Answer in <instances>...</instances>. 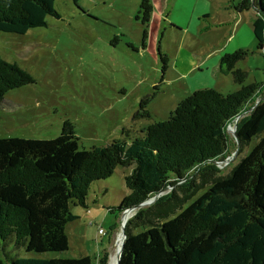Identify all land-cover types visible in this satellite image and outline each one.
<instances>
[{"label":"trees","instance_id":"1","mask_svg":"<svg viewBox=\"0 0 264 264\" xmlns=\"http://www.w3.org/2000/svg\"><path fill=\"white\" fill-rule=\"evenodd\" d=\"M55 2L0 0V31L25 34L47 26L49 16L61 18ZM141 8L148 22L150 0ZM251 8L258 13L253 19L258 48L264 49V0H242L240 10ZM249 54L239 48L220 61V71L240 89L228 94L198 89L167 120L150 123L131 141L81 148L71 122L52 139L0 137V264H94L90 255L19 257L10 249L67 251V225L80 218L71 204L88 208L95 182L111 177L118 166L132 167L125 178L130 192L108 209H136L126 224L120 264H264V135L226 174L207 166L228 156V127L247 108L253 109L237 129L239 153L264 132V97L255 105L264 96V82L245 84L248 73L237 68ZM162 59L165 70L169 59ZM35 82L32 73L0 53V120L6 94ZM156 95L141 99L135 119L151 116L148 106ZM199 168L205 172L193 175ZM207 184V191L183 207ZM169 185L174 188L168 195L141 206ZM108 257L105 253L99 264H108Z\"/></svg>","mask_w":264,"mask_h":264},{"label":"rangeland","instance_id":"2","mask_svg":"<svg viewBox=\"0 0 264 264\" xmlns=\"http://www.w3.org/2000/svg\"><path fill=\"white\" fill-rule=\"evenodd\" d=\"M142 1L56 0L61 18L49 16L47 26L25 34L0 31L1 55L36 79L6 94L0 137L52 139L60 135L65 122H71L81 148L131 141L150 123L167 120L178 103L198 89L215 88L223 94L240 89L231 75L220 71L222 56L239 48L250 51L237 64L248 73L245 84L264 82V49L258 48L253 30L258 13L253 8L240 10L242 0H150L148 22L143 20ZM162 55L169 59L165 70ZM154 92L157 95L148 106L151 116L135 119L141 99ZM251 110L247 108L230 126L237 130ZM263 135L239 153L235 134L229 130L228 156L207 164L209 171L226 174ZM200 169L193 175L205 172ZM131 170L118 166L111 177L95 182L88 208L71 204L80 218L67 225V251L37 253L12 246L10 252L38 258L90 255L94 264L107 253L108 264H115L122 222L136 209L123 216V211L108 208L129 194L125 178ZM209 187L199 189L183 207ZM173 188L167 186L142 207Z\"/></svg>","mask_w":264,"mask_h":264},{"label":"water","instance_id":"3","mask_svg":"<svg viewBox=\"0 0 264 264\" xmlns=\"http://www.w3.org/2000/svg\"><path fill=\"white\" fill-rule=\"evenodd\" d=\"M263 97H264V96H263ZM263 97H262V98H263ZM262 98H261V99H262ZM261 99H260V100H261ZM260 100H258V101L256 102L255 105H257V104L260 102ZM251 109H253V108H251ZM242 115H243V114H242ZM242 115H240V116H242ZM240 116H239V117H240ZM232 123L236 124L235 121H233ZM229 130H231V129H230V126L228 127V131H229ZM232 131H233L234 134H235V138H236V140H237L238 149H239V147H240V143H239V138H238V134H237V130H236L235 126H234V128H233ZM154 200H155V198L152 199V200H150L149 202H146V203L141 204V206H145V205L149 204L150 202H152V201H154ZM150 205H151V204H150ZM129 210H133V209L131 208V209L124 210V211H123V216H125L126 212L129 211ZM126 224H127V221L124 220V221L122 222V228H121V233H120L119 250H118L117 255H116V257H115L116 264H120V260H121V256H122V252H123V248H124V243H125V240H126V231H125V229H126Z\"/></svg>","mask_w":264,"mask_h":264},{"label":"built area","instance_id":"4","mask_svg":"<svg viewBox=\"0 0 264 264\" xmlns=\"http://www.w3.org/2000/svg\"><path fill=\"white\" fill-rule=\"evenodd\" d=\"M99 232L100 233H104V230L101 228V229H99Z\"/></svg>","mask_w":264,"mask_h":264},{"label":"bare ground","instance_id":"5","mask_svg":"<svg viewBox=\"0 0 264 264\" xmlns=\"http://www.w3.org/2000/svg\"><path fill=\"white\" fill-rule=\"evenodd\" d=\"M233 128H234V127H231V126H230V129H232V130H233ZM115 264H116V262H115Z\"/></svg>","mask_w":264,"mask_h":264}]
</instances>
